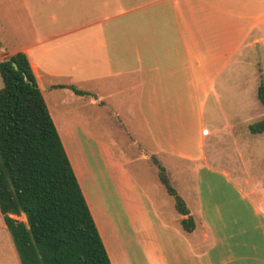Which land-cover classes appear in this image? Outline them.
<instances>
[{
    "label": "crops",
    "instance_id": "1",
    "mask_svg": "<svg viewBox=\"0 0 264 264\" xmlns=\"http://www.w3.org/2000/svg\"><path fill=\"white\" fill-rule=\"evenodd\" d=\"M27 4L36 14L28 13L31 37L11 52L0 45V62L17 52L26 55L67 156L74 132L62 128V117L68 113L80 119L85 101L110 111H135L150 146L144 153L193 164L189 201L179 194L194 222L190 233L179 223L185 217L175 210L177 215L171 217L150 210L147 196L146 213L141 215L124 192L129 188L124 174L117 178L136 231L146 236L147 263L264 264V210L248 198L260 185L235 172L230 178L225 168L210 166L204 145L208 132L202 128V107L210 95L218 97L219 80L239 79L242 67L256 68L264 62V0H28ZM77 120L72 125H79ZM225 126L233 135V126L229 122ZM85 200L111 264H121L110 243L113 228L110 237ZM153 228L158 234L150 242ZM0 229L14 264H20L1 213Z\"/></svg>",
    "mask_w": 264,
    "mask_h": 264
},
{
    "label": "rangeland",
    "instance_id": "2",
    "mask_svg": "<svg viewBox=\"0 0 264 264\" xmlns=\"http://www.w3.org/2000/svg\"><path fill=\"white\" fill-rule=\"evenodd\" d=\"M27 1L0 0V45L7 52L20 48L31 37L33 23L28 13L31 12L34 17L36 14L28 10ZM6 59L2 57V61ZM262 72L263 61L257 63L256 68L242 67L239 79H220L218 97L210 95L202 107V128L208 132L204 145L210 166L225 168L230 178L235 172L238 177L260 185L255 194L248 198L264 210V134L252 135L247 128L264 118V108L256 96L259 81L264 82ZM2 87L0 78V89ZM81 104L80 119L68 114L67 110V115L62 117V128L74 132L70 133L71 139L67 142L68 157L74 172L82 182L92 211L110 237L114 235L109 232L113 228L115 237L110 243L121 264H148L143 248L146 236L136 231L138 226L126 208L117 178L124 174L129 184L124 192L131 198L130 204L139 207L141 215L146 213L143 205L145 196L149 199L146 200L150 210L154 211L155 208L157 213L160 211L170 217L177 213L173 199L157 178L155 158L144 153L150 146L142 134L141 121L136 112L129 108L110 111L106 107L89 106L85 101ZM113 112H117L118 116ZM76 120L80 124L72 125ZM225 121L233 126V135L228 134ZM157 159L165 167L177 193L189 201L187 194H190L192 185L189 172L193 164L161 155ZM19 220L23 221V216ZM153 223L155 226L157 221L153 219ZM157 234L158 231L153 228L148 240L153 242L152 236ZM4 235L5 231L0 229V264H14ZM170 264H174L173 261Z\"/></svg>",
    "mask_w": 264,
    "mask_h": 264
},
{
    "label": "trees",
    "instance_id": "3",
    "mask_svg": "<svg viewBox=\"0 0 264 264\" xmlns=\"http://www.w3.org/2000/svg\"><path fill=\"white\" fill-rule=\"evenodd\" d=\"M0 78V213L20 264H111L26 55L1 61ZM256 96L264 108L263 82ZM248 131L264 133V119ZM154 164L174 210L185 217L182 230L192 232L184 200L164 166ZM21 215L25 223L13 218Z\"/></svg>",
    "mask_w": 264,
    "mask_h": 264
},
{
    "label": "water",
    "instance_id": "4",
    "mask_svg": "<svg viewBox=\"0 0 264 264\" xmlns=\"http://www.w3.org/2000/svg\"><path fill=\"white\" fill-rule=\"evenodd\" d=\"M15 67V66H14Z\"/></svg>",
    "mask_w": 264,
    "mask_h": 264
}]
</instances>
